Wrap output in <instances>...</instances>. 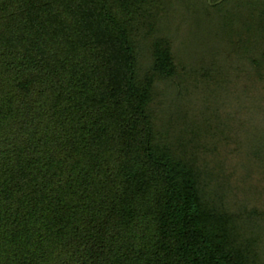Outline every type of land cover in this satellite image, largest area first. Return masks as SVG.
Returning <instances> with one entry per match:
<instances>
[{
    "label": "trees",
    "instance_id": "16d2710c",
    "mask_svg": "<svg viewBox=\"0 0 264 264\" xmlns=\"http://www.w3.org/2000/svg\"><path fill=\"white\" fill-rule=\"evenodd\" d=\"M0 264H264V0H0Z\"/></svg>",
    "mask_w": 264,
    "mask_h": 264
},
{
    "label": "rangeland",
    "instance_id": "374dc122",
    "mask_svg": "<svg viewBox=\"0 0 264 264\" xmlns=\"http://www.w3.org/2000/svg\"><path fill=\"white\" fill-rule=\"evenodd\" d=\"M179 8V6H176L175 8ZM174 8V9H175ZM170 10V9H169ZM168 10V19L165 22V29H167V34L170 35V37L173 39L174 41V60L175 63L177 64L178 70L179 72H181V68L180 66H184L186 70H188L189 68H191V70H198L199 73H202V70L205 68V66H211V60L213 59V56H211V54H208V56H206L207 58H203L202 56H204V51H205V55L208 53L207 48L204 50L203 49V53L199 52L198 48H194L195 47V42L196 40L194 39H198L197 34L196 35H190L191 33L194 34L196 31L194 30V27H190V17L189 14L187 16V13L184 16V12L181 11H177V10ZM183 18H185L184 21ZM181 21V22H180ZM193 28V30H192ZM192 30V31H191ZM200 35L199 39L203 40V44H205L208 39H206V36L203 34V32L198 33V36ZM196 37V38H195ZM199 42V41H198ZM199 46H201L200 43H198ZM202 48V47H201ZM217 50V49H215ZM219 50V49H218ZM231 55H227L226 53V58L223 60V62L226 64H224L228 69H229V78H232L230 81L234 84V74L231 72V68L236 66L235 62L233 60L230 59ZM216 62V60H215ZM221 62V61H220ZM222 62V63H223ZM235 64V65H234ZM182 74V73H181ZM233 76V77H232ZM200 80L198 79V82H195L194 80L186 79L185 82H183V84L181 83V85L185 86L187 91L183 98L181 99L182 102L187 101L186 99L191 98V94H195L198 96L199 100L202 99H206V106H213L216 105L220 108V106L223 104L224 107L226 108H235V106L238 104V101L234 102L235 100L233 99L234 96V92L230 93L229 88L226 87V89L222 86V85H212V89L214 91V97H212V99H210L209 95H205L204 93H197L199 92L197 89V87L199 88L201 85ZM171 85V84H170ZM196 86V87H195ZM202 86V85H201ZM208 89V87H207ZM211 88H209L210 90ZM236 92L239 93V87L238 84L236 86ZM176 88H171V91L168 92L169 96H167L166 94H164L163 96H165L164 98L167 99H161L164 101V103H168V101L171 99L170 95H172L173 97L176 96L175 92L173 93V91H175ZM162 90H160L161 92ZM237 95V94H236ZM162 96V97H163ZM193 97V96H192ZM203 97V98H202ZM239 98V97H236ZM180 101V102H181ZM193 100H190L189 102H192ZM199 102V101H197ZM202 103V104H201ZM201 105H204V102H201ZM190 104V103H189ZM197 106L198 103H194ZM166 105V104H165ZM161 110V109H160ZM159 109H155V111H160ZM157 112V113H158ZM160 115V113H159ZM244 119H245V115H244ZM252 183V182H251Z\"/></svg>",
    "mask_w": 264,
    "mask_h": 264
}]
</instances>
